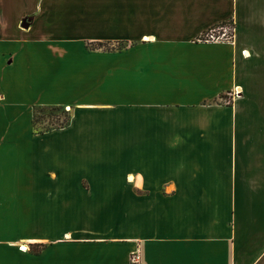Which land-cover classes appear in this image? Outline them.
<instances>
[{
    "label": "crops",
    "instance_id": "0c3cea01",
    "mask_svg": "<svg viewBox=\"0 0 264 264\" xmlns=\"http://www.w3.org/2000/svg\"><path fill=\"white\" fill-rule=\"evenodd\" d=\"M2 72L0 264H264V0H0Z\"/></svg>",
    "mask_w": 264,
    "mask_h": 264
},
{
    "label": "rangeland",
    "instance_id": "374dc122",
    "mask_svg": "<svg viewBox=\"0 0 264 264\" xmlns=\"http://www.w3.org/2000/svg\"><path fill=\"white\" fill-rule=\"evenodd\" d=\"M81 10L82 9H80L79 12L75 13L74 16L75 15H77V16L82 15L83 16V11L81 12ZM98 41H105V40H98ZM87 42H88V40L83 39L84 47L86 48V50H92L94 45L93 44H88L89 42L88 43ZM103 43H104V45L102 47L96 48L95 50H99V51L113 50V49L114 50H122L123 48H126V46L129 45L128 41H120V42L110 41L109 43H106V42H103ZM0 75H1V79L4 78L3 79L4 81L10 78L9 74H7V76H6L5 72H2V74H0ZM7 82H8V84H5V82H4L0 86V88H2V90H4V92H6V93H10L9 89H13V88H15V86L14 85L12 86V82L10 83L8 80H7ZM15 90L18 93L21 94V88L20 87H19V89L15 88ZM25 93L30 94L29 97L32 98V96H35L38 93V88L37 87L34 88L33 93L32 92L29 93L28 91L25 92ZM81 95H82L81 93L79 95H72L70 97V100H72L75 97L78 98ZM233 95L231 93L230 94L228 93V94H226L224 96H221L220 100H218V103H220V104H230L232 102V100H233V97H234ZM45 98H47V95H46ZM59 99H61V98H59ZM50 107L51 106H49V105H35L32 108L33 117H35L36 120H37V127H39V128H47L48 130H51V129L59 127V124L64 119V114L65 113H64V111L62 109L53 110ZM62 107H64V106H62ZM64 110H66L69 114H71V110H67L65 107H64Z\"/></svg>",
    "mask_w": 264,
    "mask_h": 264
},
{
    "label": "built area",
    "instance_id": "2783aa9c",
    "mask_svg": "<svg viewBox=\"0 0 264 264\" xmlns=\"http://www.w3.org/2000/svg\"><path fill=\"white\" fill-rule=\"evenodd\" d=\"M233 34H234V24L232 21H227L206 29L205 31L200 33L196 37V39L199 41L230 42L233 40ZM236 94L237 93H234V95ZM129 261L131 264H140V253L138 249L130 253Z\"/></svg>",
    "mask_w": 264,
    "mask_h": 264
},
{
    "label": "trees",
    "instance_id": "16d2710c",
    "mask_svg": "<svg viewBox=\"0 0 264 264\" xmlns=\"http://www.w3.org/2000/svg\"><path fill=\"white\" fill-rule=\"evenodd\" d=\"M88 44H93V45H94V46H93V49H94V48H100V47H102V46L104 45L103 42H98V41H95V42H89ZM49 106H51L50 108L53 109V110L62 109V110L64 111V113H65V114H64V119H63L62 122L59 124V127H58V128L63 127V126H65V125H67V124L69 123L70 118H71V114H69L66 110H64V107H62L63 105H49ZM32 125H33L34 132H36V133H43V132H45V131H48L47 128H39V127H37V120H36V118L33 117V116H32ZM40 246H41V245H40ZM40 248H41V247L35 249L34 251H35V252H38Z\"/></svg>",
    "mask_w": 264,
    "mask_h": 264
},
{
    "label": "water",
    "instance_id": "95a60500",
    "mask_svg": "<svg viewBox=\"0 0 264 264\" xmlns=\"http://www.w3.org/2000/svg\"><path fill=\"white\" fill-rule=\"evenodd\" d=\"M24 27L28 26V23L26 21H24V23L22 24Z\"/></svg>",
    "mask_w": 264,
    "mask_h": 264
}]
</instances>
